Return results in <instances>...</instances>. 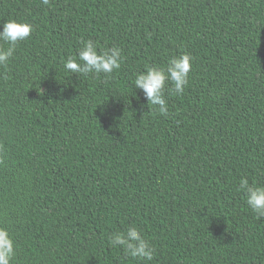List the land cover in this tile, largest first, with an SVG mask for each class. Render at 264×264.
I'll return each mask as SVG.
<instances>
[{
    "label": "trees",
    "instance_id": "1",
    "mask_svg": "<svg viewBox=\"0 0 264 264\" xmlns=\"http://www.w3.org/2000/svg\"><path fill=\"white\" fill-rule=\"evenodd\" d=\"M11 19L34 26L0 66L12 264H264V217L238 190L264 185V0H0V30ZM88 39L121 68L65 71ZM182 53L189 84L169 82L163 116L134 80ZM128 226L152 261L110 244Z\"/></svg>",
    "mask_w": 264,
    "mask_h": 264
},
{
    "label": "clouds",
    "instance_id": "2",
    "mask_svg": "<svg viewBox=\"0 0 264 264\" xmlns=\"http://www.w3.org/2000/svg\"><path fill=\"white\" fill-rule=\"evenodd\" d=\"M42 5H50V0H41ZM34 26L26 21L7 20L0 30V66L7 67L19 42L30 37ZM7 44L8 47H4ZM122 49L112 47L98 48L91 39L81 41L76 56H69L64 61V69L72 74H111L119 70L122 64ZM192 68V57L188 53L172 56L165 67L147 66L144 72L136 75L134 86L140 89L151 108L160 115L167 116L169 107L165 96L166 86L171 95H182L189 84V73ZM239 191L258 218L264 217V185L249 182L246 176L239 181ZM113 247H123L126 256L139 258L145 262L154 259L155 248L145 239L136 226H128L124 232H114L109 237ZM16 256V242L6 227L0 226V264H12Z\"/></svg>",
    "mask_w": 264,
    "mask_h": 264
}]
</instances>
